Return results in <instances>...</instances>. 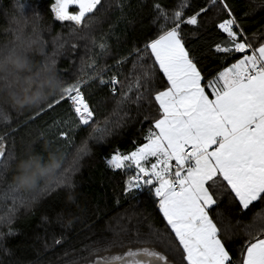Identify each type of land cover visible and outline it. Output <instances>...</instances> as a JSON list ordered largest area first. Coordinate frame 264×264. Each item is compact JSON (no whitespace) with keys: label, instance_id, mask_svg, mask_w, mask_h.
<instances>
[{"label":"snow or ice","instance_id":"snow-or-ice-1","mask_svg":"<svg viewBox=\"0 0 264 264\" xmlns=\"http://www.w3.org/2000/svg\"><path fill=\"white\" fill-rule=\"evenodd\" d=\"M114 3L121 12L118 19L134 26L137 22L128 19L125 11L131 7L128 0H114ZM217 4L222 5L227 18L215 27L227 38L214 45L215 53L222 55L223 60L219 70L211 75L202 65L204 52L195 45L186 44L181 28L185 24L198 26L201 14ZM112 7L113 3L106 7L104 0H54L51 3L55 19L72 22L70 35L78 36L83 31L84 35L78 38L90 41L92 47L84 45L87 58H81L80 75L71 83L65 82L59 99H54L31 119L47 114L61 101L67 102L68 117L54 119L38 135L39 139L51 135L52 142L61 144L62 141L66 156L74 143L76 129L90 126L91 132L81 141L70 165L46 194L55 193L59 198L57 190H60L74 203L73 177L80 170V160L91 152L89 142H103L115 128L121 127V121L128 117L129 105L139 108L145 102L149 107L155 104L158 105L157 117L145 115L142 121L149 122L144 142L134 141V150L127 153L116 149L105 158V163L109 169L126 174L122 187L125 200L139 203L142 196L155 197L164 229L150 225L149 232L142 238L137 228L136 239L127 245L119 244L125 250L113 253L110 249L131 231L122 228L103 249L96 246L107 239L102 236L84 245L82 251L88 252L87 256L77 252L75 259L64 260L62 264H264V210L257 212L252 222L245 225L247 239L239 245L240 255L235 260L229 249L234 242L225 238L216 219L222 215L219 209L225 199L240 211L249 209L254 202L264 203V33L253 32L250 37L243 18L233 14L226 0H207L204 6L187 16L185 9L189 7V0H179L171 11L162 7L159 0H154L155 16L151 24L157 26L155 33L148 36L146 26L141 23L138 30L133 28L136 35L129 52L116 59L114 65L98 66L96 56H110L111 45L107 33L99 42L90 33L94 24L101 22V17ZM16 8L21 19L43 20L35 10L25 14L23 3ZM252 12L255 9L245 12L244 16H251ZM112 27L114 25H110ZM140 39L145 42L137 46ZM53 43L56 46L54 57L68 48L73 52L78 49L76 43L68 39L61 42L60 37L54 38ZM96 48L98 53L88 55ZM236 55L240 58L236 59ZM129 58H133L132 66L121 81L122 66ZM229 58L234 62L222 66ZM112 67L118 71L105 78ZM86 69L91 70V74ZM158 73L166 80L162 90H158ZM96 81L118 97L111 113L102 120L96 119V112L84 91ZM0 122L7 128L0 135V173L4 174L15 156L14 152L6 150L5 142L16 128L11 127L14 121L9 113L0 117ZM24 123L27 126L29 122ZM5 198H11L12 206L0 215V225L8 228L7 232L0 231V242L16 234L13 220L19 208L31 207L34 203L11 185H8ZM32 199L36 202L39 198ZM214 209H217L215 213ZM62 218L63 213L57 217L58 220ZM42 219L49 220L47 216ZM71 223V220L67 222L69 226ZM173 236L178 243L173 242ZM64 239L61 234L54 239V245H61ZM157 245H162L164 251L158 250ZM48 247L50 245L45 243L44 248ZM68 255L65 251L64 256Z\"/></svg>","mask_w":264,"mask_h":264},{"label":"trees","instance_id":"trees-1","mask_svg":"<svg viewBox=\"0 0 264 264\" xmlns=\"http://www.w3.org/2000/svg\"><path fill=\"white\" fill-rule=\"evenodd\" d=\"M53 2L54 0H0V28L7 26L9 16L12 13H17L16 6L20 3L24 4L25 14H30L33 10L39 12L45 24L49 25V40L53 41L54 38L60 37L61 42L68 39L71 43L78 45L75 52L68 48L62 55L57 56V65L62 78L66 83H71L80 75L81 58H87L84 45L88 44L89 47L92 45L90 41L78 38V36L84 35L83 31L79 32L78 36L70 35L73 28L72 22L55 19L51 13V3ZM153 2L154 0H128L131 5L130 9H125L128 19L137 22L134 26H129L126 20L118 19L121 12L115 6L114 0H104L106 7L108 3H113V7L104 13L101 22L94 24L90 35L95 36L99 42L100 37L107 33V40L111 45V55L96 56L98 66L114 65L116 59L126 55L133 46V36L136 35L133 28L138 30L141 23L146 26L148 36L155 33L157 26L151 24V20L155 16ZM159 2L162 7L171 11L179 3V0H159ZM206 2L207 0H189L185 16L193 14ZM226 2L231 6L236 17L243 18L247 25V34L250 37L253 32H256L257 35L264 33V0H226ZM252 9H255V12H252L251 16H244L245 12H250ZM97 16H100V13H97ZM225 18H227L226 12L222 5L217 4L201 14L198 18V26L185 24L181 28L186 44L188 46L195 45L204 52L205 59L202 61V65L205 72H210L211 75H215L223 60L222 55L215 53L214 45L227 38L215 27ZM110 25H114V27L110 28ZM144 42V39H140L137 46H141ZM50 47L54 51L56 46L52 43ZM98 52L99 49L96 48L93 53H88V55ZM133 58H129L122 66L123 74L119 75L121 81H124L128 75ZM235 58L239 59L240 56L236 55ZM233 62L234 60L229 58L227 63L222 66L226 67L227 64ZM86 71L91 74V70L86 69ZM117 71L114 67L110 68L105 73V78H109ZM211 75L208 76L209 79ZM158 76L160 78L157 80L158 90H162L166 85V80L162 73H158ZM204 82L206 83L207 80ZM117 88L119 90V86ZM84 91L96 112L97 120H102L111 113L115 99L118 97H114L107 86H100L96 81L90 83ZM157 109L158 105L153 104L149 107L146 102L142 103L139 108L134 104L129 105L126 109L128 117L121 121V127L115 128L113 134L103 142H89L91 152L80 160V170L73 177L76 185L73 189L74 203L67 202L66 193L57 190L59 198L55 193H48L40 196L31 207L21 206L13 220L16 234L8 236L0 242L2 248L9 250L5 253L0 248V264H62L64 260L75 259L77 252L80 256H87L88 252L82 251L84 245H90L102 236L107 239L96 246L103 249L117 232L126 227L131 231L124 234L123 239L118 240L117 245L110 249L113 253L122 252L125 249L119 247V244L127 245L130 241H134L136 239L134 233L137 228L140 230L142 238L143 234L149 232L150 225L164 229V221L156 206L155 197L145 198L142 196L139 203L131 199L125 200L122 187L126 174L119 170L109 169L105 163V158L110 157L116 149L127 153L134 150V141L144 142L143 136L149 128V122L142 123V121L145 115L156 118ZM69 112V105L65 101H61L59 106L49 110L47 114H41L36 119H31L35 117L36 113L20 115L10 111L9 115L14 121L11 127L16 128V132L5 142L6 150L12 151L14 154L18 153L23 141L38 136L42 129L53 123L54 119L67 118ZM25 121L29 122L27 126H25ZM6 130L3 122H0V135ZM89 132H91L90 126H80L76 129L73 137L74 143L68 150L69 158L79 147L81 141L87 138ZM55 135L58 136V133ZM49 138L53 137L50 135ZM8 185H10V171L5 172L3 179L0 180V215H3V210L12 204L11 198H5ZM117 199L120 200L119 204L116 203ZM262 210H264V203L261 202H254L249 209L244 211H240L237 206H230L227 199L220 205L219 211L222 212V215L216 218L217 223L225 238L234 242L229 245L234 260L240 255L239 245L247 239L245 225L250 224L253 216ZM216 211L217 209L213 210L214 213ZM61 213H63V218L58 220L57 217ZM44 216L49 218L47 222L42 219ZM69 220L72 221L70 226L67 224ZM0 231L7 232V226L0 225ZM61 234L65 238L64 241L61 245H54V239L59 238ZM172 238L174 243H178L174 240V236ZM45 243L50 247L44 248ZM157 249L164 251L162 245H157ZM65 251L69 253L67 257L64 256Z\"/></svg>","mask_w":264,"mask_h":264},{"label":"clouds","instance_id":"clouds-1","mask_svg":"<svg viewBox=\"0 0 264 264\" xmlns=\"http://www.w3.org/2000/svg\"><path fill=\"white\" fill-rule=\"evenodd\" d=\"M17 13L0 28V117L10 111L38 113L60 97L65 87L57 57L52 55L49 25L43 20L21 19ZM75 155L76 151L71 158L66 156L64 146L48 136L23 141L7 169L10 185L30 203L35 202L32 198L50 191ZM66 200L72 203L67 195Z\"/></svg>","mask_w":264,"mask_h":264},{"label":"rangeland","instance_id":"rangeland-1","mask_svg":"<svg viewBox=\"0 0 264 264\" xmlns=\"http://www.w3.org/2000/svg\"><path fill=\"white\" fill-rule=\"evenodd\" d=\"M11 206H12V204H10V206H9V207L7 206V207H6V209H5V210H3V212H2V213H3V215H4V214H5V212L8 210V208H10Z\"/></svg>","mask_w":264,"mask_h":264},{"label":"crops","instance_id":"crops-1","mask_svg":"<svg viewBox=\"0 0 264 264\" xmlns=\"http://www.w3.org/2000/svg\"><path fill=\"white\" fill-rule=\"evenodd\" d=\"M210 91V90H209Z\"/></svg>","mask_w":264,"mask_h":264}]
</instances>
